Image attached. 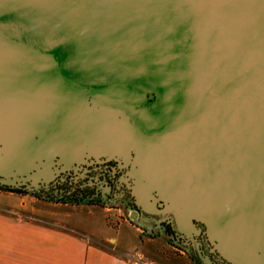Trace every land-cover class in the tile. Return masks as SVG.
<instances>
[{
    "label": "water",
    "instance_id": "1",
    "mask_svg": "<svg viewBox=\"0 0 264 264\" xmlns=\"http://www.w3.org/2000/svg\"><path fill=\"white\" fill-rule=\"evenodd\" d=\"M190 113L205 182L174 194L199 212L184 229L156 187L146 202L199 264H264V0H0V187L46 192L107 160L135 179V146L112 138L164 141Z\"/></svg>",
    "mask_w": 264,
    "mask_h": 264
},
{
    "label": "rangeland",
    "instance_id": "2",
    "mask_svg": "<svg viewBox=\"0 0 264 264\" xmlns=\"http://www.w3.org/2000/svg\"><path fill=\"white\" fill-rule=\"evenodd\" d=\"M112 139L121 154L132 144L127 134ZM135 162L138 166L133 173L134 191L138 199L145 201L148 208V191L156 187L178 211V225L189 228L187 217L198 214L199 206L194 201L179 199L175 189L153 169L150 158L145 161L135 151ZM109 173L103 164L90 165L74 184L62 185V191L57 188L32 194L0 189V209L16 212L21 218L61 225L67 222L82 231L89 242L110 247L115 256L137 264H196L190 249L132 216L130 207L119 195L124 192L121 185H117L118 191H111L114 195L102 193L101 186L107 188L108 184L103 176Z\"/></svg>",
    "mask_w": 264,
    "mask_h": 264
},
{
    "label": "crops",
    "instance_id": "3",
    "mask_svg": "<svg viewBox=\"0 0 264 264\" xmlns=\"http://www.w3.org/2000/svg\"><path fill=\"white\" fill-rule=\"evenodd\" d=\"M75 226L0 209V264H137L91 243Z\"/></svg>",
    "mask_w": 264,
    "mask_h": 264
},
{
    "label": "bare ground",
    "instance_id": "4",
    "mask_svg": "<svg viewBox=\"0 0 264 264\" xmlns=\"http://www.w3.org/2000/svg\"><path fill=\"white\" fill-rule=\"evenodd\" d=\"M178 126L177 134L164 141L158 140L146 130L142 135L130 137L135 147L146 148L150 160H155L157 165L153 169L175 190L179 183L186 180L197 185L205 182L201 171L194 164L193 156L202 134L207 131L208 121L190 113L186 119L179 122ZM168 174L171 175L169 179H167ZM194 202L199 206L198 202Z\"/></svg>",
    "mask_w": 264,
    "mask_h": 264
},
{
    "label": "flooded vegetation",
    "instance_id": "5",
    "mask_svg": "<svg viewBox=\"0 0 264 264\" xmlns=\"http://www.w3.org/2000/svg\"><path fill=\"white\" fill-rule=\"evenodd\" d=\"M135 151L138 154H141L143 159L146 161L149 157V153H146V148L144 147H135ZM147 156V157H146ZM152 160V159H151ZM155 160H152L151 166L154 168L156 167ZM103 164L107 166L109 174L103 176L104 182H107V188L104 186H101V191L105 195H110L115 192L111 191H118L117 185H121L124 188V192H120L119 195L124 199L126 205L130 207V213L134 211L137 219L141 220L145 225H148L151 228H156L157 231H161L162 233L167 234L168 236L172 237L175 241L180 243L181 245L187 247L190 249L192 253V258L196 264H199L194 253H193V246L191 243V240L183 233L175 231L170 222L167 221L163 213L160 212L161 207L157 204L154 206H149L148 208L145 207V210H142L140 207H138L134 201L133 197L130 194V190L127 189V183H133L135 180L134 178H128L127 182L120 179L121 171L118 168L117 161L114 160H107L102 163H96L95 165ZM171 177L170 174H168L169 179ZM114 195V194H113ZM151 201V200H150Z\"/></svg>",
    "mask_w": 264,
    "mask_h": 264
},
{
    "label": "trees",
    "instance_id": "6",
    "mask_svg": "<svg viewBox=\"0 0 264 264\" xmlns=\"http://www.w3.org/2000/svg\"><path fill=\"white\" fill-rule=\"evenodd\" d=\"M64 184L68 185V182L63 183V184H57V187H56L55 189L58 188L59 191H62L60 187H61L62 185H64ZM69 184H70V183H69ZM71 184H74V183H71ZM0 189L6 190V191L17 192V193H22V192H23V193H26L25 191H22V190H19V189H8V188H2V187H0ZM55 189H51V190L53 191V190H55ZM49 191H50V190H49ZM46 192H48V191H46ZM46 192H40V193H46Z\"/></svg>",
    "mask_w": 264,
    "mask_h": 264
}]
</instances>
